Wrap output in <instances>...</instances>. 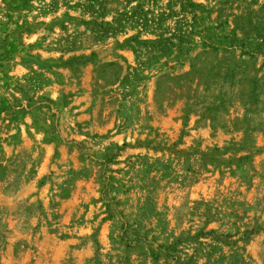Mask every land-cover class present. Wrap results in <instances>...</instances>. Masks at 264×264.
<instances>
[{
	"label": "rangeland",
	"instance_id": "374dc122",
	"mask_svg": "<svg viewBox=\"0 0 264 264\" xmlns=\"http://www.w3.org/2000/svg\"><path fill=\"white\" fill-rule=\"evenodd\" d=\"M0 264H264V0H0Z\"/></svg>",
	"mask_w": 264,
	"mask_h": 264
}]
</instances>
